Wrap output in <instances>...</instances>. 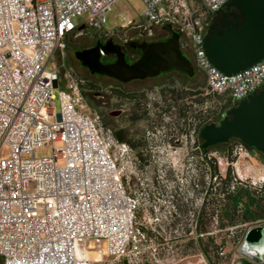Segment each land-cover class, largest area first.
Instances as JSON below:
<instances>
[{
    "label": "built area",
    "instance_id": "built-area-1",
    "mask_svg": "<svg viewBox=\"0 0 264 264\" xmlns=\"http://www.w3.org/2000/svg\"><path fill=\"white\" fill-rule=\"evenodd\" d=\"M114 1L0 0V147L9 148L0 156V264H146L140 257L159 210L145 192L153 180L85 99L88 79L64 60L67 35L91 29L107 36L128 24L104 26ZM142 1V20L134 23L174 25L181 50L203 73V97L231 107L264 85V55L230 75L206 55L211 15L228 0ZM41 146H49V154L36 155ZM204 151L200 158L208 172L200 206L208 189L224 200L236 183L256 196L264 193V175L253 180L237 164L252 156L245 143L230 144L232 177L220 193L215 184L220 169L211 171L212 157ZM261 223L264 218L242 225L247 231ZM102 240L105 251L92 255L89 249ZM241 242L231 264H241L236 261Z\"/></svg>",
    "mask_w": 264,
    "mask_h": 264
},
{
    "label": "rangeland",
    "instance_id": "rangeland-1",
    "mask_svg": "<svg viewBox=\"0 0 264 264\" xmlns=\"http://www.w3.org/2000/svg\"><path fill=\"white\" fill-rule=\"evenodd\" d=\"M144 11V3L142 0H115L107 14V19L104 22L106 28H114L122 23L129 21L124 26V34H128L133 28L128 30V27L134 25L135 20H142ZM85 16L77 19L79 22ZM127 27V28H126ZM93 33V32H92ZM90 33L84 30L82 34L71 38L73 44H81L80 38L87 37ZM69 49L64 50V60L78 74L85 76L88 79L89 89L100 90L103 86L101 80L97 76H91L87 71L82 70L76 57ZM61 60V55L58 56ZM203 86L205 78L202 75ZM218 99L203 97V120H208V116L216 110L221 111V105L218 104ZM220 101V99H219ZM206 103V104H205ZM98 104V103H97ZM207 105V106H205ZM95 111L100 114L98 106L91 105ZM55 112L59 110V101L54 102ZM214 109V110H213ZM112 128L114 126H111ZM234 142L229 144H233ZM8 146L0 147V156H5L8 153ZM188 152H171L165 154L164 161L158 160V167L145 168V177L153 180V185L147 187V191L151 196L152 203L157 206L158 213L151 219L155 226V230L151 234L148 242V250L144 251L140 257L141 263L146 264H231L237 246L242 241L246 226L242 223L245 219L241 218V211H234L235 216H232L231 211L227 209L225 203L220 198H216V192L208 189L204 200L201 204V228H194L196 219V211L200 207L201 197L206 187L207 169L204 167V160L201 154ZM50 152L49 146H41L36 150V155H47ZM206 155L212 157L211 171L220 169V174L215 182L217 191L220 193L225 187V184L231 179V166L228 165L226 154L228 146L219 143L215 147L209 148ZM186 153V154H185ZM251 158H240V165L243 175H248L249 167L255 168L257 176L264 175V163H259L255 155ZM203 158L206 159L203 153ZM166 164L159 166V164ZM218 165V167H217ZM228 173L230 176L226 181L223 177ZM226 198V196H225ZM262 206H263V202ZM176 211V212H174ZM259 212V211H258ZM233 213V212H232ZM260 213V212H259ZM166 216V217H164ZM155 221V222H154ZM157 223V224H156ZM199 235V241L196 237ZM91 242V241H90ZM106 241L94 245L89 249L92 255H98L97 249L104 248ZM204 252L207 258L201 251ZM251 259L253 256L251 255ZM1 260V259H0ZM239 258H236V261ZM261 264H264V255L260 257ZM210 262V263H209ZM245 264H249L246 262Z\"/></svg>",
    "mask_w": 264,
    "mask_h": 264
},
{
    "label": "flooded vegetation",
    "instance_id": "flooded-vegetation-1",
    "mask_svg": "<svg viewBox=\"0 0 264 264\" xmlns=\"http://www.w3.org/2000/svg\"><path fill=\"white\" fill-rule=\"evenodd\" d=\"M213 17L216 29L221 32L223 28L241 16L234 6L223 5L211 15V18ZM131 28L133 29L128 34L120 32L125 28H119L115 33L107 36L88 29L90 35L81 37L79 40L82 43L78 45L73 44L71 36L67 35L66 49L70 48L73 53L76 49L88 48L97 42L104 44L108 41L110 44L120 45V51L124 52L126 61L132 62L141 55L142 50L139 47L131 46L128 43L132 42L128 40L129 38L136 41H157L168 38L171 29H176L172 23L170 27H167L158 21L148 26H137L134 23L127 29ZM116 57V52H108L102 54L100 58L103 62H111ZM189 58L191 60L190 56ZM75 59L82 70L87 71L91 76L99 77L103 84L100 90L86 89L85 99L90 105L99 107L100 117L105 128L116 133V137L121 142L128 144L134 151L142 171L147 167H158L157 161H164L165 154L188 152L187 148L189 147L190 153L196 155L211 148L210 146L201 147L203 139L199 133L204 125L202 116L204 110L203 73L196 67L193 66L194 74L192 76L181 70L168 69L154 76L123 82L106 75L91 74L87 67L81 65L77 58ZM229 107V103H224L221 106V111L208 123H218ZM238 140V138H231L228 142L232 143ZM247 147L259 163H264L263 152L253 147ZM161 165L169 167L165 163H160L159 166ZM238 211H242L241 208ZM201 214L202 207L200 206L196 211L195 228L198 229L201 228ZM248 252L253 256V259L240 254L238 263L261 264L259 252L264 253V247L250 246Z\"/></svg>",
    "mask_w": 264,
    "mask_h": 264
},
{
    "label": "water",
    "instance_id": "water-1",
    "mask_svg": "<svg viewBox=\"0 0 264 264\" xmlns=\"http://www.w3.org/2000/svg\"><path fill=\"white\" fill-rule=\"evenodd\" d=\"M224 5L234 6L241 20L231 22L219 32L213 29V17L208 24L203 46L210 62L230 75L259 61L264 55V0H228ZM158 22L167 27L171 24L169 20ZM179 36L176 29H171L170 36L162 40L136 41L129 38L131 46L142 50L141 55L132 62L126 61L120 45L108 41L76 49L73 53L91 74H102L123 82L154 76L168 69L181 70L192 76L194 67L189 56L180 48ZM108 52H116V59L101 61V55ZM199 135L203 139L202 148L238 138L247 146L264 153V85L229 107L218 123L203 125ZM250 246L264 247V223L246 231L238 251L251 258L248 252Z\"/></svg>",
    "mask_w": 264,
    "mask_h": 264
},
{
    "label": "crops",
    "instance_id": "crops-1",
    "mask_svg": "<svg viewBox=\"0 0 264 264\" xmlns=\"http://www.w3.org/2000/svg\"><path fill=\"white\" fill-rule=\"evenodd\" d=\"M249 172H250L249 175L253 178V180L256 179L257 177L256 169L249 167ZM233 193L235 195L239 194L243 204L246 205V210H245V215L247 216L246 220L264 218V193L260 197H257L254 194L252 188L244 187L237 183L235 184V189ZM261 202H263V206Z\"/></svg>",
    "mask_w": 264,
    "mask_h": 264
},
{
    "label": "trees",
    "instance_id": "trees-1",
    "mask_svg": "<svg viewBox=\"0 0 264 264\" xmlns=\"http://www.w3.org/2000/svg\"><path fill=\"white\" fill-rule=\"evenodd\" d=\"M212 19V18H211ZM238 20H241V17L238 19ZM211 21V20H210ZM237 20H235V21H233L234 23L236 22ZM213 29H216V27L214 26L213 27ZM226 114V111H225V113H224V115ZM210 116V115H209ZM209 122V120L208 121H204L203 120V124L205 125L206 123H208ZM115 135H116V133H114ZM219 143H217V144H214V145H212V146H210L211 148L212 147H215L216 145H218ZM222 144H225V145H227L228 146V148L230 147V144H229V142H224V143H222ZM219 176V175H218ZM230 178V176L228 175V173H226V175L223 177V179L226 181L227 179H229ZM261 195H263V194H261ZM261 195H259V196H257V197H260ZM224 201V203H225V205H226V207H227V209L228 210H230L231 211V214H232V216H235V213H234V211L236 210L237 211V209H239V208H241V218L242 219H247V216L245 215V210H246V205H244L243 204V202H242V200L240 199V196H239V194L238 195H235L233 192H231V193H228L227 195H226V198L223 200ZM233 212V213H232ZM199 230H200V228H199ZM196 240H197V242L199 241V235L196 237ZM201 251H202V253L204 254V256L207 258V256H206V254H205V252H204V249L203 248H201ZM208 259V258H207ZM208 261H209V259H208ZM210 263V262H209ZM122 264H125V263H122Z\"/></svg>",
    "mask_w": 264,
    "mask_h": 264
}]
</instances>
